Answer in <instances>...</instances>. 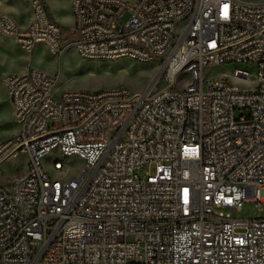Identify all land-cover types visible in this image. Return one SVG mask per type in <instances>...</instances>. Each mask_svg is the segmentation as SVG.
Listing matches in <instances>:
<instances>
[{
	"label": "built area",
	"instance_id": "2783aa9c",
	"mask_svg": "<svg viewBox=\"0 0 264 264\" xmlns=\"http://www.w3.org/2000/svg\"><path fill=\"white\" fill-rule=\"evenodd\" d=\"M30 6L23 28L0 15V35L60 56L63 28L44 0ZM71 11L79 53L158 70L142 93L58 98L57 75H2L17 128L0 141V264H264V215L233 216L264 210V0H72ZM230 63L253 66L255 85L204 78ZM54 153L84 167L54 177L46 163L65 168ZM22 155L25 171L3 178Z\"/></svg>",
	"mask_w": 264,
	"mask_h": 264
},
{
	"label": "rangeland",
	"instance_id": "374dc122",
	"mask_svg": "<svg viewBox=\"0 0 264 264\" xmlns=\"http://www.w3.org/2000/svg\"><path fill=\"white\" fill-rule=\"evenodd\" d=\"M58 3V9L64 11V18L60 20L63 28L61 36V44L66 46L60 56H53L47 48L40 47L31 53L22 49L13 39L8 40L12 52L8 58H0V141L11 135L15 129L12 106L7 98L6 90L1 82V77L6 73H22L24 68L28 66L38 70H42L50 75L59 77L58 83L53 90L54 97L58 98L65 91H97L104 89L126 88L131 93H142L152 82L155 73L158 70L159 60L155 59L149 62H140L128 57L107 60L103 58H92L82 55L73 45V37L71 36L74 19L71 11L70 15L66 11V0H55ZM134 2L136 0H127ZM261 1V0H254ZM48 9L50 7V0ZM52 9V8H51ZM50 12V10H49ZM55 15V14H54ZM125 18V17H124ZM59 24V25H60ZM1 37H6L0 35ZM245 68L250 72V77L246 80H237L233 76V71L238 68ZM256 70L253 66L237 65V64H218L211 65L204 69V78H227L232 82H240L241 88H252L255 85L254 75ZM165 83L160 82L159 86ZM244 110H235L238 116ZM65 164L62 171H55L52 164L46 163L45 167L54 177L73 178L78 175L84 167V162L77 156H63L54 153ZM26 157L24 155L8 160L3 163L1 173L3 178L8 176H17L25 171ZM140 175L144 172L141 170ZM264 215V210L256 208L253 203H244L242 208L233 213L237 217H256Z\"/></svg>",
	"mask_w": 264,
	"mask_h": 264
},
{
	"label": "crops",
	"instance_id": "0c3cea01",
	"mask_svg": "<svg viewBox=\"0 0 264 264\" xmlns=\"http://www.w3.org/2000/svg\"><path fill=\"white\" fill-rule=\"evenodd\" d=\"M44 1L46 3L47 12H48L50 19L55 21L56 23L60 24V20L64 18L65 12L60 11V9H58L59 5H58L57 1L50 0V7L52 9L51 8L48 9V5H47L48 2H47V0H44ZM70 1L71 0L64 1V2H66L65 3L67 5L66 11L68 12L69 15H70ZM49 10H50V12H49ZM0 15L11 16L16 20V22L18 23V25L20 27H22V28L26 27L28 25V23L30 22V19H31L30 0H0ZM60 26H61V24H60ZM10 39H12V38L7 37V36L6 37L0 36V58H8L9 54L12 52V50L10 48V43H8V40L10 41ZM16 44H18V43L16 42ZM18 45H20V44H18ZM20 47L22 49H24V47H22L21 45H20ZM40 47L46 48L44 45L39 44L33 48L32 52L34 50L40 48ZM23 70H26V68H24ZM22 72H24V71H22ZM14 122H15V120H14ZM15 124H16V122H15ZM16 128H17V125L15 126V129H13L12 132L16 131Z\"/></svg>",
	"mask_w": 264,
	"mask_h": 264
}]
</instances>
